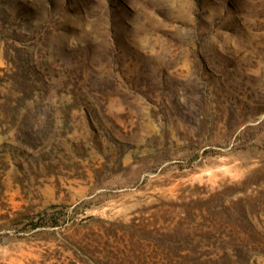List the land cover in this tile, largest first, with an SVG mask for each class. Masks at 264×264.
Listing matches in <instances>:
<instances>
[{"label": "rangeland", "instance_id": "1", "mask_svg": "<svg viewBox=\"0 0 264 264\" xmlns=\"http://www.w3.org/2000/svg\"><path fill=\"white\" fill-rule=\"evenodd\" d=\"M0 264H264V0H0Z\"/></svg>", "mask_w": 264, "mask_h": 264}]
</instances>
